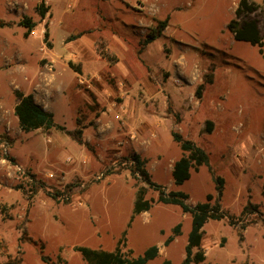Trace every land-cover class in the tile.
Wrapping results in <instances>:
<instances>
[{
    "label": "rangeland",
    "instance_id": "rangeland-1",
    "mask_svg": "<svg viewBox=\"0 0 264 264\" xmlns=\"http://www.w3.org/2000/svg\"><path fill=\"white\" fill-rule=\"evenodd\" d=\"M50 1L53 7L45 0H0V20L30 6L38 21L32 20L36 36L27 40L16 26L0 30V264H59V257L87 264L76 246L113 251L138 187L147 188L148 199L160 196L132 177V144L151 157L146 168L152 181L166 192L187 193L191 206L209 193L217 200L216 179L223 178L226 216L206 223L201 264H264V46L261 53L228 29L240 0ZM253 1L260 5L252 17L264 38V0ZM41 4L47 13L40 20ZM64 12L77 16L57 28V57H43L37 74L20 72L17 50L39 58L52 44L45 33ZM165 21L163 35L144 47L148 33ZM76 30L86 37L72 46L63 40L71 46L66 50L62 36ZM101 39L117 63L99 55ZM58 72L65 93L57 97L55 117L65 130L24 132L15 91L24 77L33 78V96L49 110ZM207 75L212 83L198 98ZM148 118L152 130L141 138ZM172 132L210 156L209 165L193 170L183 185L170 172L172 160L182 155ZM61 139L68 140V151L57 160L51 147ZM68 184H75L70 203L50 197ZM248 204L255 210L250 206L251 214H244ZM191 220L179 206L155 203L135 217L125 251L139 256L157 245L160 255L149 264H181ZM179 223L182 235L166 247Z\"/></svg>",
    "mask_w": 264,
    "mask_h": 264
},
{
    "label": "trees",
    "instance_id": "trees-1",
    "mask_svg": "<svg viewBox=\"0 0 264 264\" xmlns=\"http://www.w3.org/2000/svg\"><path fill=\"white\" fill-rule=\"evenodd\" d=\"M41 4L39 10L41 15L45 17L47 11ZM260 9V5L251 0H240L235 11V18L229 23L228 29L233 33L234 39L239 42H247L253 46L260 48L263 53L264 38L261 35V30L258 21L252 17L255 12ZM27 28L29 33L32 31L35 24L30 19H25L22 23ZM168 27V22H160L156 28L148 33L143 41L144 47L161 37ZM46 38L48 32L45 33ZM99 55L105 59L110 65L117 63V56L111 52L104 40L99 42ZM69 66L73 69L72 62ZM78 71V70H76ZM212 83L211 76H205L204 83L196 90V96L201 97L205 84ZM18 103L15 107V115L17 116L21 129L24 132H30L40 129L51 130H65L63 126L56 124L52 113L45 111L39 106L32 95H25L22 92L16 91ZM211 122L207 123V131L210 132ZM173 140L179 145L183 155L173 165L172 177L176 185H183L191 179L192 171H198L203 166H208L210 156L206 150L194 144L190 140L184 139L180 134L172 132ZM130 172L136 181L145 183L149 188L160 192V196L155 201L146 198L147 188L140 186L137 189V195L134 202L133 213L120 239L118 240L113 251L103 249H94L88 246H76L75 251L78 252L87 264H149L156 260L160 255V249L157 245H152L144 251L142 255L131 256L125 251L127 247L128 229L131 227L134 218L142 213L149 212L155 203L164 205H176L181 208L183 213L190 214L191 230L188 235L187 244L185 247V257L181 264H201L206 260V252L203 249L204 227L209 220L221 221L226 214L222 209L220 199L223 195V178L216 179V191L218 193L217 200L214 195L209 193L206 195L205 201L197 203L194 206L188 204L189 195L181 191L166 192L165 187L152 181L150 174L146 170V161L139 155L131 156ZM35 179V176H32ZM75 184H68L64 191H57L49 194L51 198L57 201H62L66 204L70 203L71 196L74 191ZM86 190V187H85ZM250 206L244 208L243 213H250ZM255 210V206H252ZM232 223V222H231ZM234 225V223H232ZM242 224L241 229H245ZM182 235V224H177L173 229L171 235L165 240L164 244L168 247L176 238ZM129 253H133L129 250ZM44 260V259H43ZM45 261V260H44ZM59 264H67L61 257L58 258ZM164 264H172L170 260H166Z\"/></svg>",
    "mask_w": 264,
    "mask_h": 264
},
{
    "label": "crops",
    "instance_id": "crops-1",
    "mask_svg": "<svg viewBox=\"0 0 264 264\" xmlns=\"http://www.w3.org/2000/svg\"><path fill=\"white\" fill-rule=\"evenodd\" d=\"M251 1H253V0H251ZM24 2H25V0H24ZM45 2H47L48 4H49V6H51V7H53V5H52V2L50 1V0H45ZM254 2V1H253ZM256 3V2H255ZM30 11V6H27V8L26 9H20V10H17V11H14V10H11V12H13L14 13V16L12 17V19H2V20H0V23H1V26H0V30L2 29V30H7L8 28H10V27H13V26H16V27H18V28H20L21 29V32H22V35H23V37H24V39H29L30 37H33L30 33H29V31L27 30V28L25 27V26H23L22 25V23H23V21L25 20V19H30L31 21L33 20L34 22H38L36 19H34L33 18V16H32V13L31 12H29ZM37 15H38V17L40 18V20L43 18V16L41 15V12H40V10H39V8H38V11H37V13H36ZM77 15H75V14H68V13H66V12H64L63 13V16L61 17V19L60 20H58V23H57V21H56V23H55V25L54 26H51L50 28H49V31H48V37H50V41H52V44H51V47H49V49H47V51H45L39 58H37L36 59V57L35 56H33V54H30L31 52H29V53H25V52H20L19 50H17V52H18V56L17 57H20V60H21V65H20V67H19V69L21 70L20 72H24V73H30L31 71H33V75L34 74H37V72L39 71V69H40V67H41V61H42V59H43V57H46V56H49V57H51V58H55V56L57 57V53H56V51H55V40H56V38H57V36H58V33H59V31H58V27L59 26H63V24H64V22L65 21H72L75 17H76ZM84 19V18H83ZM32 21V23L34 24V22ZM35 27V26H34ZM34 27H33V29H32V31L34 30ZM84 30H76V31H70V32H68L66 35H64V36H62V39H61V45H63L64 47H66V50H71V46L72 45H74V44H78L80 41H83V39H85V37H86V35L85 34H80V32H83ZM75 37V38H74ZM67 38H68V41H73V42H71V46L69 45V42L67 41L66 43L64 42L63 43V40H67ZM23 43H25V42H23ZM41 44H42V42H41ZM41 44H40V47H39V50L41 49ZM50 46V45H49ZM119 54V53H118ZM7 59H9V60H12V56L11 57H9V58H6V61H7ZM6 61H5V63L4 64H6ZM70 67V66H69ZM71 68V67H70ZM59 74H60V72H58V79H57V81H56V83H55V88H53L52 90H51V95H52V102H51V104H50V109L49 110H47V109H45L44 107H42L40 104H38L37 102H36V100H35V98H34V100H35V102L39 105V106H41L45 111H47V112H50V113H52L53 114V116H54V120H55V122H56V124H58V125H60L61 123H59V122H57L56 121V113H57V111H58V108H57V97L59 96V95H61V93H65V90H64V81L60 78V76H59ZM32 75V76H33ZM24 79H25V81H26V83L24 84V83H22V84H20V87H21V90L19 91V92H22V93H24L25 95H32L33 96V91H34V88H35V86H36V82L33 80V78L32 79H30V77H28V80H27V77H24ZM16 92V91H15ZM53 93V94H52ZM34 97V96H33ZM17 103H18V99L16 98V100H15V105H14V110H15V107H16V105H17ZM129 115V113L127 114V116ZM17 117V116H16ZM17 120H18V118H17ZM19 121V120H18ZM148 123H147V125L144 127V128H142V130H141V132L144 134V136H141V138H144L146 135L148 136L149 134V132H151V130H152V126H151V123H150V121H149V118H148ZM20 124V123H19ZM61 126H63V125H61ZM21 127V126H20ZM64 128H65V126H63ZM172 129V128H171ZM41 130V129H40ZM148 131V132H147ZM52 133V132H51ZM89 136V134H87V141H90V138L88 137ZM171 137H172V134H171ZM172 139H173V137H172ZM125 140H127L126 141V143H129V137L128 138H126ZM173 142H174V140H173ZM68 140H66V139H61L60 141H58L57 142V140L56 141H54V144L52 145V147H51V149L52 150H54L55 152H56V156H54L53 158H56L57 160H59V159H61V154L63 153V151H68ZM175 143V142H174ZM134 147H135V151H133V153H132V155H134V154H139L145 161H146V164H147V161H149L148 162V164L150 163V162H152V160L150 159L151 157L147 154L146 155V153H144L143 152V150L142 151H139V149L137 148V146H135V144H132ZM157 147H159V145H160V143H157L156 142V144H155ZM178 145V144H177ZM179 146V145H178ZM125 149L127 148V147H124ZM180 148V147H179ZM181 150V149H180ZM81 154H83V153H81L80 152V155ZM158 154H160V153H158ZM131 155V156H132ZM182 155H183V152H182ZM182 155L179 157V158H181L182 157ZM157 156H160V155H157ZM67 157H68V155H67ZM158 158H161V156L160 157H158ZM178 158V159H179ZM178 159H176V160H172V162H173V165H174V163L178 160ZM55 160V159H54ZM88 159L87 158H85V161H87ZM157 166H159V163L158 164H156ZM146 170L148 171V173L150 174V172H149V170L146 168ZM172 170H173V166L171 167V169H170V172H171V174H172ZM150 176H151V174H150ZM152 178V177H151ZM91 194V193H90ZM136 195H137V191H136ZM91 196H92V194H91ZM135 199H136V197L133 199V207H134V202H135ZM133 207H132V210H131V215H130V218H131V216H132V213H133ZM146 213H148V212H145V213H142V214H140V215H143V214H146ZM140 215H138V216H140ZM130 218H129V221H130ZM135 219V218H134ZM129 221H128V223H129ZM134 221V220H133ZM132 221V222H133ZM128 223H127V225H128ZM127 228V227H126ZM124 232V231H123ZM159 247V246H158ZM185 257V256H184Z\"/></svg>",
    "mask_w": 264,
    "mask_h": 264
},
{
    "label": "built area",
    "instance_id": "built-area-1",
    "mask_svg": "<svg viewBox=\"0 0 264 264\" xmlns=\"http://www.w3.org/2000/svg\"><path fill=\"white\" fill-rule=\"evenodd\" d=\"M30 34H32V36H36V33L31 31Z\"/></svg>",
    "mask_w": 264,
    "mask_h": 264
}]
</instances>
